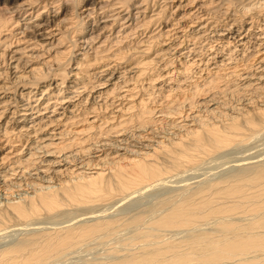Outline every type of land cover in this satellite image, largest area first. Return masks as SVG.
<instances>
[{
    "label": "bare ground",
    "instance_id": "obj_1",
    "mask_svg": "<svg viewBox=\"0 0 264 264\" xmlns=\"http://www.w3.org/2000/svg\"><path fill=\"white\" fill-rule=\"evenodd\" d=\"M5 1H11V0H5ZM65 1L66 0L62 1L63 6L64 4H67L66 3L67 1L66 2ZM98 1H100L98 8L101 10L102 15L99 17L100 19H96V21H93V24L90 27V31L85 36L82 37V40H79L81 42L80 49L85 54L86 52H88L86 49H90L97 42L103 45L105 41L110 40L109 38H111L110 36H112L111 34H113L114 32H115L114 34L115 40L113 41L111 38L112 43L109 45L108 44L105 45V48L103 49L102 48L98 49L99 48L98 45L94 46V49L92 48L94 52L93 53L94 56L91 57L92 61H97V60L110 58V57L111 58L114 57V59L117 60L118 57L115 55H118L119 52L121 53L122 51L121 48L123 46L124 41L131 42L130 41L131 38H135V41H133V44L135 45V47L139 46L137 49H135L137 53H140V54L149 53L148 52L149 48L153 47L151 46V43L156 41L157 39L160 40L159 38L161 37V38H164V41L168 39L171 43L164 49H161L162 46L160 49L159 48L157 50L155 49V51L153 52L155 59H153L152 57L151 60L154 61V62L152 61L153 63L158 64V62L163 61V59L164 60L166 59L167 62L162 63L163 67H165L166 64L171 65L173 61L175 62L178 60L180 61L181 60L180 57L182 56V57H185V59H187L186 61H189L188 65H186V68L187 66L193 65L195 67H198L200 65V68L198 70L199 73L203 69L205 70L207 69L208 71L211 68H214L215 69L214 72H211L213 74L218 73V71L220 70L222 71L224 70L225 72L222 73V71H220V73L223 74L222 75L223 78H227L228 80H230V77H233V74H235L233 73V71H235V67H238L239 65L238 66L234 64L229 65V66H226V65L229 62L231 64L233 60V58L230 57L231 55L230 51L238 50L239 51L238 55H240V57L245 55V53L248 51L252 53V54L250 53L249 54L250 56L252 55L253 57H255V62H254L255 68L254 69L255 70L257 69V71L255 73L252 72L251 74H247L243 72L239 73V77H242L240 79H245V80H243L241 83L239 82L236 84L230 83L229 86L225 88V90L223 91L220 90L221 92H223V94L226 95V96H223L224 98L226 97L230 98L231 96L236 97L237 103L233 105L227 104V102H223L220 99L221 98L220 95L216 96L215 93H210L209 95H207V98L201 105L202 108H200V113H196V114L193 112L188 113L192 105L187 103L188 104L187 109H186L187 112L182 119L176 122H174V119L170 120V122L168 120H166L165 122L162 121L163 124L162 122H159L161 124H158V122L154 120H151L152 124L151 123L148 124L145 122V118L147 117L145 116V114L146 113L152 114L151 112L154 110V108L145 109L143 105L145 103L144 100L146 99L150 101V99L154 98L155 93L154 95H150V94L147 95V98L145 99H144L145 96L144 97L138 96L139 101L137 102L135 101L133 102V100H128L129 106L124 108L126 109L124 113L120 110L119 112H122V114L115 113L117 114L115 115L113 113L114 115H107V116L104 115L103 120L98 123L97 121L101 117L99 118L98 114L94 112L96 111V109L93 106L88 107V108H86L85 106H84L85 108L79 106L81 107L79 108L75 106L76 103H74L73 106H70L71 99L73 98L74 95H79L78 94L79 91L75 89L70 90V93L73 95L68 96L67 94V96L63 95L61 97L62 93L60 94V88H58V92L56 91L57 94H55L53 98L54 100L50 101L52 100L51 98L53 96L49 97L47 100H45V103H43L42 109L43 108L45 109L48 105L52 106L51 103L54 102L55 104L54 103L53 104L55 106L59 104V108L62 109V114L64 112L63 110H65L67 107L73 108V109H68L66 111V114L67 113H70V114H67V115L65 114L64 118L62 119H61L62 115L58 116L57 118H50L49 124L51 122H54L55 125L53 126H56V125L57 126L54 128L52 127L51 131L45 130V132L42 133L41 136L36 135V137H34L32 141H30L31 144H29L25 149L24 148L21 149L25 151L21 155V157L18 158L19 159L18 162L10 161L8 165L5 164L4 166L3 163H7L8 161L7 162L5 161L9 157H7L5 154L0 159L1 160L0 163H2L0 164V183L1 184L4 181L3 178L6 179V177L10 176L9 174L15 175L14 177H12L15 180L14 181L11 180V183H10L11 187L14 186L17 188L18 187L21 188L22 186L20 187V185L22 182L26 181L27 179L28 180L32 179L31 181L29 180L30 182L28 181V183L25 182L28 186L27 187L28 191L30 189V191L32 192L31 195H29L31 192L30 193H28V191L26 192V188H25L23 189L25 190L24 193H23V190H20L22 192L16 193L15 197H11V196H13L16 190L12 192L13 193L12 195H9L6 193L5 198H3V200H1L2 197L0 196V222L2 218H5L6 216H8L9 218L12 214H13V218L14 216H16L15 218H18V219L25 218V217L26 218L31 217L32 216L31 214L36 212L39 206L46 210L51 209L52 211V209H54V207L56 208V206L59 204V200H60L58 198L60 196L57 195V192H56L57 189L55 190V187L61 190L64 198L66 199V201L69 200V202L76 201V200H78L79 202H82L83 200L80 199V197H85V198L87 197V199L93 198L97 200L100 199V197L102 196L109 197L111 191H113V188L111 185L112 181L110 182L109 180H105V178L103 177L102 171L97 170L98 172L93 171L95 172V174H88L86 173L87 170L86 171L83 170V168L89 169V168L96 167V166L90 167L91 164L89 162L90 160H92L91 157H93L91 155H95L94 153L96 154L101 153L104 147H107L106 145H110V146L114 145L115 149L123 150V152L125 153V156L122 158H114L115 156L114 157L112 156V158L107 159L109 160L110 163L113 164V166L108 167V169L106 170H109L108 179L112 178L111 180H114V184H115L114 186L116 187V189L119 191H123V190L126 191V189H128L129 187L131 186L133 187L134 185L143 183L145 181L147 182L148 180H151L157 177V175L161 173L160 167H156V166H153V164H151V162H154L157 158H160V159L161 157L165 159L168 158V161L170 158V161L173 162L175 168L176 166L178 168L180 166H185L187 164H188L187 166H190L189 164H192L197 158H199L198 157L199 155L201 154L208 155L212 151L221 149L222 147L230 143L232 144V142L234 143L237 138L239 139L240 134L242 133L241 131H244V129L249 130V131L251 130V132H253V130H255V127H258L257 126L258 122L260 124L261 123L264 124V22L261 24L258 22V19L264 20V6H259L256 12L251 13L248 16L249 21L247 22H246V19L244 18L243 19L234 18L233 20L231 18V23L229 26L222 25V27H219V21L217 23V20L214 21L213 18L210 21V17L213 16L212 15L213 9L211 11L210 9L209 10L202 9L205 11H202V10L199 11L202 5L199 3H197L198 6H196L197 4L195 3V5L192 6L190 9L188 8L187 10H183V11H180V7H182L181 5L182 2L178 3L175 6V8H178L177 10H179V12H176L174 16H172L173 15L172 14V15H169L168 17H166L167 15L163 17L161 16L162 15L161 9L165 8L166 5H162L160 7L158 6L159 8H156L157 9L156 12L151 13L150 16L148 15L147 19L144 18L145 20H143L144 15L142 14L145 13V10L149 8L148 3L154 0H140L139 3H136V4L133 3L135 5L134 9L136 10L134 13L131 12L130 5L128 3H123L125 2V0H114V1L112 0L113 2L111 3H107V1L109 0H91L90 3L98 2ZM144 1H148L146 2L147 4L144 3ZM161 1H164V0H161ZM167 1H170V0H167ZM220 1H223V0H220ZM243 1H246V0H243ZM234 2L235 1H232V3L231 2L230 3L233 4ZM249 3L250 2H248V4ZM11 4L15 7L18 6L17 4H15V0H12ZM152 5H155V3L152 2ZM46 6L47 4L43 5V7L45 8ZM203 6L204 5H202V8H204ZM227 6H229V4ZM192 8H194L197 13H195L194 11H191ZM62 9H64V12H62V14L60 11V14L53 15L52 18L49 17V14H45V15H41L39 13H36V15L34 14L36 21L34 20L31 23L21 25L20 28H22L21 29L22 34L24 33V30L26 29L29 32V35L25 34L28 40L34 39L38 41V40H43V39H51L52 37H54V35H56L55 30L56 29L59 30L58 27L66 28L67 26L66 24L70 22V20L72 19V14L69 12H66L67 10H65V8L62 7ZM14 11H17V10H14ZM93 11L94 10L92 8L91 10H88L85 15H90V13ZM74 14L76 16L75 21L77 22H74V23L70 22L71 23V24L69 23L70 26L69 24L67 26L68 29H71L70 34L75 33L77 30L81 29V27L79 28V26H81L82 24L81 20L83 19L81 17V11L77 12L76 10V13ZM59 15L61 16L60 19H59ZM140 16L141 18L136 21V19H138ZM187 17L190 18V20H193V23L196 22L195 27L197 28L196 29L192 28V30L190 31L188 30L187 33L180 34V31L184 30V27H186V25H183V20L184 18H187ZM3 18L5 19V16ZM181 20H182V23H180ZM18 22L19 21H17V23ZM256 22L258 23L255 24ZM0 24H1L0 25V30H1V28L4 27L2 20ZM76 26L78 27L76 28ZM252 27H257V30L252 31ZM65 35L68 41H71L70 43L71 47H74L77 45V39L75 40L73 39L74 41L71 40L74 35L68 36L69 34L67 35V33ZM7 37L8 36L0 37V47H1L0 48V58L2 60V63L3 61H5V58L7 57L5 56V53H6L5 51H7V53L9 52L11 53V49H9L11 45H10L9 40L6 39ZM62 39H63L62 37H58L57 43H61ZM113 42L119 45V47H117L116 50H114L113 48L114 46H116V44H113ZM229 43H232V45L230 48L227 49L226 47L229 45ZM198 44L200 46H197ZM135 47L130 48V49H134ZM237 47H240V48L238 49ZM67 48L68 47L66 46V49ZM128 48L129 46H127L126 49L129 50ZM109 49H111V52H109L110 54L108 53L109 56L107 54L106 55L104 54L105 56H101L100 55L101 53L98 54V52L110 51ZM225 50L227 51L225 52ZM14 51L15 50H13V53H15ZM68 51H69V48H68ZM62 53L63 52H61V54ZM85 55L83 57H86ZM14 56L15 55H13V57ZM11 57L12 56H10L9 59ZM121 58L119 59L121 60ZM13 59L14 61L15 60L19 61L21 59V55L17 56V58L14 57ZM84 60L85 59L82 60V63L85 62ZM18 61H16L15 64L12 66L14 69L13 70L14 72L17 70L19 66ZM51 61L50 63L46 64L45 74H49L52 70V67L54 65L56 66L58 65L57 63H54V62L52 63ZM82 63H80V65ZM91 63L92 62H87V65ZM84 64L86 66V63ZM210 65H212V67L208 68L210 67ZM241 66H242V62H241ZM244 66L245 65H243L242 67L244 68ZM132 67H133L132 69H134L133 75H135L134 77L137 80V78L139 79L140 77H142L143 74H146L147 71L152 66H151V63L150 64L148 63V61L141 62L138 60L135 64H133ZM230 67L232 68L226 71V69H229ZM186 68H183V70ZM174 70L177 71L176 68L173 69V71ZM113 71L109 69L108 73L107 72L106 73L109 75V77L112 78V76L114 77ZM173 71L168 69L165 71L166 72L165 75L163 73L158 74L157 77L159 78L161 76L167 77L166 79H163L164 81L163 83L160 84V88L161 86L166 87L169 81L179 77V76L176 77V75H173ZM123 72H120V74L123 75ZM181 73L182 72H177V74H181ZM14 77H13L14 81H12V84L15 83V85H18L17 87H21L22 89H24L25 88L24 85H26L25 80H27L28 76L20 77L18 75ZM119 77L120 75L118 76V78ZM210 80L211 79H208L207 82L210 83L211 82ZM61 81L63 82V79H61ZM180 81H183V79L180 78ZM6 84L7 83H4V85L1 86L5 91H7L9 87ZM177 85H179L178 82H177ZM135 87L136 86L131 87V88L129 87V88L134 89ZM167 87L168 88H166V91H168V95L166 94V97H170V99H172L171 94L173 95V92L175 91L176 86L174 87V86L168 85ZM43 93H45V90H43ZM134 95L137 96L136 92L135 93L133 92V94L131 93L129 94L127 91V94L126 93L118 94L116 96L121 99L126 98V97L128 99H131L132 97H134ZM27 97H29V94ZM116 99L117 98H115V100ZM169 102L170 100L168 99L167 102L165 103L167 104L166 108L164 107L165 109L162 108L163 106H161V108H158V110H156V112H159L158 115H161V120L165 117H168L167 115H170V112L172 113L182 112V109L178 110V105L174 103L170 104ZM110 103H114V102L110 101ZM160 103L162 104V102ZM22 104L25 105L24 102ZM26 106H23V108ZM137 108L139 109L137 110ZM28 109H33V107L28 105ZM104 109H106L105 106H104ZM36 110L40 111L39 109H36ZM54 111L55 110L53 109L52 112ZM45 112H47V110ZM112 112H114V110H112ZM14 113L15 112L13 109L12 114ZM88 113H90V116ZM86 114H88L89 116L86 120L90 121L91 123L89 128H97L98 130H100L101 128L105 127L104 129L105 133L108 131H110L111 133L114 130L113 133L117 137H114V138L112 137V139H110V140H113L112 143H110L111 141L107 143L106 140L97 141V143L95 142L94 144L95 147L93 145L94 151L90 152V154L88 153V151L86 153V150H88V148L87 149L79 148L78 150L70 148L68 151L67 150L68 147L72 145L73 141L75 142V139H78V141L80 142H84L87 136L89 137L90 135H85V138L80 137V136L76 137L75 132L74 134L71 133V135H69L70 129L68 128V126L64 127L65 123L66 121L69 122L68 120H74V119L77 120L76 116L83 117V116H86ZM20 115H23V114H20ZM42 118H45V117H40L38 119V116H36V118L33 119L32 121L29 119L30 122H26L25 119H23L21 122L22 125L19 126V130L20 129L22 130L23 129L22 127L24 125H27V128L29 127L31 130V128L35 127L39 122H41L40 120ZM9 119H11V116L9 117ZM110 120L112 121L111 123H109ZM184 120L187 122H185ZM94 122L95 123L97 122L98 124H95ZM40 125L33 128L34 132L38 131V129H43ZM46 125H48V123H44V126ZM10 131L11 129L5 130L4 128L3 132L4 134H7ZM78 132L79 131H77L76 133L78 134ZM103 135H106V134H103ZM8 142L10 141L8 140ZM56 148H59L58 149L59 151L62 150V153L59 152L60 155H57L56 157H51V158H43L41 161V164H39L41 155H40V158L37 160L38 162L34 160L37 157V155L35 156L36 151L43 150L42 152H43V157H44L47 155H53L54 151H57ZM83 152L87 155L81 156L79 154ZM88 156H91L89 157L91 158L90 160L87 159ZM116 156H118V154ZM94 157H98V155H95ZM195 157L197 158L195 159ZM96 159H98L99 161L100 157ZM14 160H17V159H14ZM33 160L37 163V165H34L35 163L32 162ZM21 161L24 163H21ZM28 164L31 165V168L28 171L24 172L25 168L23 167L28 166ZM107 164L108 163H106V166ZM98 167L100 168V166ZM100 169L102 170V168ZM25 174L27 175L25 176ZM22 178H26V180L21 182L20 180H22ZM34 179L37 181H35ZM69 182H71L72 184H70ZM50 183H54L55 185H52ZM212 185L214 186L213 183ZM217 185H220V184H217ZM222 185L223 186H219V187L217 186V188L215 187L214 189H212L213 188L212 186H205L204 188L200 187L196 189V191L194 192L195 194L193 193L194 195H196L195 198H193L194 196L191 192L192 195L180 203H176V201L173 200L174 202L172 203L171 208H168L166 210L167 212L166 213L164 212L162 216L160 215L161 217H159V219L156 221V224L159 225V227L162 226L163 228L164 227L166 228H173V227L191 228L190 226H193L195 223H198L200 221L199 219H201L202 221V219L208 220L211 218L212 219L215 218L217 222H219L218 220L221 221L220 223H218V227H217L219 231H216L220 233L215 234V236L217 235L216 238L213 237V235H210L211 233L209 234L206 231L203 233L191 235L185 242L183 241L185 245L181 243L182 245L188 248V249L186 248V250L180 249L179 248L180 246L178 245V243H174V242L167 243L166 241L163 240L165 243H167V244L163 243L164 244L163 247L159 248V246L156 244L158 248H155L156 247L155 246L153 247L154 250H152L149 246V249H151V251H147L148 250L147 249L145 250L147 252L143 254L139 253L141 255L138 254V257H131L129 255L130 257H126L121 260L117 259L118 262H115L114 264H257L255 260L249 261L248 254L253 252L254 250L256 251L264 250V164L263 166L258 167L253 173L249 174L246 172V174L243 173L242 175H236L230 180H225V182L223 180ZM215 194H218V196H215ZM2 195H3V192H2ZM63 196L61 195V197ZM112 198L113 197H111V199ZM236 198L240 201H241V198H243L242 200L243 202L241 201V203H244L245 201L244 198L247 199L245 203L248 204L249 206H246L244 203V206L243 204L241 206L243 207L241 210V207L237 206V205H241V203L237 204L239 202ZM35 201H37L39 206H37ZM226 202H228L229 205H226ZM233 202H235L236 204L234 203L235 205H230V204H233ZM3 211L7 212V213L5 212L6 216ZM238 211L239 212L241 211L242 214L244 213L245 215L243 217L244 220H246L250 216H251L250 218H253V219L251 220L249 218L251 221L249 223L247 221H244L245 223H248V224L246 225L241 224V226L232 222L233 220L230 222L226 221L227 220L226 217L229 216L227 213L229 214L232 212L237 213ZM239 212L237 213V216L241 215V212H240V215H238ZM246 214L248 215V217L246 216ZM225 215L226 217H223ZM245 217L247 218L245 219ZM222 218L223 219L226 218L224 219V222L222 221ZM101 227H102L101 225L94 224V225H87L81 228H77V230L75 227H74L75 228L74 230L73 228H68L66 230L63 229L65 231L62 232L61 230V233H57V231H60V230H56V232H53V233H52L53 230H51V233L43 232L40 235H38L33 241H31V243H28L27 244L28 246L24 245L23 247L20 246L18 248H13L10 250L8 249L5 253L2 252V254H0V264H31V262L44 260L48 256H51L58 250L62 249V247H65L71 244L74 239L78 241L83 238L92 236ZM155 228H157V226ZM144 233L147 234L148 237L150 236L148 235L149 231L144 232ZM218 234L220 236L219 238H218ZM147 236L145 237L148 238ZM158 237L159 236H157V238ZM152 244H154V242ZM21 250H24V251L20 252ZM16 256L18 257L21 256L23 260L21 262L18 261L16 263L15 261ZM258 258H260V256H258ZM261 261L262 260H260L259 262ZM259 264H264V261H262V263H259Z\"/></svg>",
    "mask_w": 264,
    "mask_h": 264
},
{
    "label": "rangeland",
    "instance_id": "obj_2",
    "mask_svg": "<svg viewBox=\"0 0 264 264\" xmlns=\"http://www.w3.org/2000/svg\"><path fill=\"white\" fill-rule=\"evenodd\" d=\"M11 1L0 0V17H1L0 23L2 20L4 27H5V28L4 27L1 28L0 35L2 37L8 36L6 39H8L10 42L11 46L9 49H11V53H13V50H15L14 51L15 53H13V54H11L9 51H8L9 53H7V51H5L6 52L5 56H7V57L5 58V61H3V63H2V60L0 58V72H1L0 73V107H1L0 108V159L5 154L7 157H9L5 161V162H7V161L8 162L3 163L4 166H5V164L8 165L10 161L18 162V160H19L18 158L21 157V155L25 151V150H21V149H23V148L25 149L29 144H31L30 141H32V139H34V137H36V135L41 136L42 133L45 132V130L51 131L52 127L54 128L57 126V125L53 126V125H55L54 122H51L49 124L50 118H57L58 116L62 115V117H61V119H62V118H64V115L66 114V111L68 109H73L71 107H69V108L67 107L65 110H63L64 112L62 114V109L59 108V104H57L55 106L54 102L51 103L52 106L48 105L45 109L44 108L42 109V105H43V103H45V100H47L49 97H52V96H53L51 98L52 100H50V101L54 100L53 98H54L55 94H57L58 88H60V94L62 93L61 97L63 95L67 96V94H68V96L73 95L70 93V90L75 89V90L79 91L78 92L79 95H74L73 98L71 99L70 106H73L74 103H76L75 106H77V107H79V106L84 107L85 106L86 108H88V107L93 106L96 109V111H94V112H96L98 114L99 118L101 117L97 121L98 123L103 120L104 115L107 116V115H114L115 113H117V114H122V112L124 113L126 111V109H124V108L129 106L128 100H133V102L134 101L137 102V101H139L138 96H142V97L145 96L144 97V99H145V98H147V95H149V94L154 95V93H155L154 98H153L154 100L153 99H150V101H148L146 99L144 100L145 103L143 105H144L145 109L154 108V110H155V111L153 110L151 112L152 114H147V113L145 114V116H147L145 118V122L150 124L151 120H154V121L158 122V124H161L159 122H162V121L165 122L166 120H168L170 122V120H173V119H174V122H176V121L182 119L187 112L186 109H187L188 104L192 105V107L190 108V111L188 113H191V112H193L195 114L200 113V108H202L201 105L203 104V102L207 98V95H209L210 93H215L216 96L220 95L221 96L220 99L223 102H227V104L233 105V104L237 103L236 97L231 96L230 98L229 97L224 98L223 96H226V95L223 94V92H221V91L225 90V88H227V86H229L230 83L236 84L238 82L241 83L243 80H245V79H240L242 77H239V73L243 72V73L251 74L252 72L255 73L257 71V69L256 70L254 69L255 68V65H254L255 57H253L252 55L250 56V54H252V53L250 51H248L245 53V55L240 57V55H238L239 54L238 50L230 51L231 53L229 52L231 54L230 57H232L233 60H232L231 64L229 62L226 66L233 65V64L237 65V66L239 65L238 67H235L236 72L233 71V73H235V74L232 73L233 77L229 76L230 80H228L227 78H223L222 73L225 72L224 70L223 71L220 70V71H222V73H220V71H218V73H216V74L211 73V72H214V70H215L214 68H211L212 65H210V67H208V68H211L210 70L207 71V69L206 70L203 69L200 73L198 72L200 65L198 67H195L193 65L187 66V68H186V65H188L189 61H186L187 59H185V57H182V56L181 57L179 56L181 58L180 61L179 60L176 62L173 61V63L171 65L166 64L165 67H163L162 63L167 62L166 59L165 60L163 59V61L158 62V64L153 63L154 61L151 60L152 57H153V59H155V57L153 55L154 54L153 52L155 51V49L156 50L158 48L160 49L161 46H162L161 49H164L168 45H170V43H171L168 39L166 41H164V38H161V37L159 38L160 40L157 39L156 41L151 43V46H153V47L149 48V51H148L149 53H144V54L137 53V51L135 49H137L139 46L135 47V45L133 44V41H135V38H131L130 39L131 42L124 41L122 48L120 47L122 49L121 53L119 52L118 55H115L118 57L117 60L114 59V57L113 58L110 57V58H105V59H101V60H97V61H92L91 57L94 56L93 55L94 46L98 45L99 46V48L97 47L98 49H101V48L103 49V48H105V45H107V44L109 45L112 43V40L113 41L115 40V37H114L115 32H114L113 34H111L112 36H110L112 38V40H111V38H109L110 40L105 41L103 43V45H101L100 43L97 42L90 49H86L88 51L85 53L86 55L80 49L81 48V42L79 40H82V37L85 36L90 31V27L93 24V21H96V19H100L99 17L102 15L101 10L98 8L100 1L90 3L91 0H74V1L73 0H66L67 2L66 1L65 2L67 4H64V6H63L62 5L63 0H55V2H54V0H45L46 3L44 2V0H38V1L37 0L36 1L35 0H15V4L18 5L17 7L13 6L11 4ZM113 1L109 0V1H107V3H111ZM232 1H235V2L233 4H231ZM139 2H140V0H125V2H123V3H128L130 5L131 12L134 13L136 11L134 9V7H135L134 4L139 3ZM146 2H148V1H144V3H146ZM152 2H154L155 5H152ZM152 2L150 1L148 3L149 8L146 9L145 13L142 14V15H144L143 20L147 19L148 15L150 16L151 13L156 12V10H157L156 8H159L162 5H166V7L163 8L164 10L161 9L162 10L161 16L163 17V16L167 15L166 17H168L169 15H172V14H173L172 16H174L176 14V12H179V10H177L178 8H175V6L178 3L182 2L181 3L182 7H180V11L187 10L188 8L190 9L192 6L195 5V3L196 4L199 3V4L204 5L203 6L204 8H202V5H201V9H199V11L202 9H207V10L210 9V11L212 9L214 10V11L212 10L213 16L210 17V21L212 20V18L214 21L217 20V23L219 21V27H222V25L223 26L224 25L229 26L231 23V18H232V20L234 18L235 19L236 18L237 19H240V18L243 19L244 18V19H246V22H247V21H249L248 16L251 13L256 12V10L258 9L259 6H264V0H258V1L257 0H251V1H249V0H246V1H243V0H226V1L225 0H223V1H220V0H170V1L154 0ZM208 2H209V4H208ZM239 2L241 3V5ZM248 2H250V3L248 4ZM45 4H47L46 8L43 7V5H45ZM228 4H229V6H227ZM252 4H254V5H252ZM196 6H198V4ZM216 6H218V7H216ZM62 7L65 8V10H67L66 12H69L72 14V19L70 20V22H73V23L77 22V21H75L76 16L74 13H76V10H77V12L81 11V17L83 18L81 20L82 24H81V26H79V28L81 27V29L77 30L75 33L70 34L71 29H68V27H67L70 22H68L66 24L67 25L66 28L65 27H62V28L58 27L59 30H57V29L55 30L56 35H54V37H52L51 39H43V40H38V41H36L34 39L28 40V38L25 34L29 35V32L26 29L24 30V33L22 34V32H21L22 28H20L21 25L28 24V23H31L32 21H34L35 20L34 14L35 15H36V13H39L41 15L49 14V17L52 18L53 15L60 14V11H61V14H62V12H64V9H62ZM92 8L94 11L91 12L90 15H85L86 12L88 10H91ZM194 8H192L191 11H194L195 13H197ZM13 9L17 10V11H14ZM202 11H205V10H202ZM242 15H243V17H242ZM4 16H5V19L3 18ZM73 16H74V18H73ZM60 18H61V16L59 15V19ZM140 18H141V16L138 19H136V21L139 20ZM17 21H19V22L17 23ZM258 22L261 24L264 22V20L258 19ZM258 22H256L255 24H257ZM180 23H182V20ZM70 24H69V26H70ZM183 25H186V27H184V30L180 31V34L187 33L188 30L190 31V30H192V28L193 29L197 28V27H195L196 22L193 23V20H190V18H188V17L184 18ZM192 25H193V27H192ZM77 27L78 26H76V28ZM157 30H158V28H157ZM256 30H257V27H252V31H256ZM66 33H67V35L69 34L68 36L74 35L71 40L77 39V45L76 46L71 47V45H70L71 41H68V39L66 38V35H65ZM58 37L63 38L61 43H57ZM11 41H12V43H11ZM109 41H110V43H109ZM232 43H229V45L226 48L227 49L230 48ZM113 44H116V43L113 42ZM125 45H126V47H125ZM66 46L69 48V51H68V48L66 49ZM127 46H129L128 49L130 51L126 49ZM197 46H200V45L198 44ZM117 47H119L118 44H116V46L113 47L114 50H116ZM133 47H135V48L130 49ZM237 48L239 49L240 47H237ZM56 50H58L60 52V54ZM109 50L110 51L98 52V54L101 53L100 54L101 56H105L106 54L108 55V53L111 52V49H109ZM226 51L227 50H225V52ZM61 52H63V53L61 54ZM122 52H123V54H122ZM13 55H15L14 56L15 58H17V56L21 55V59L19 61L18 60L14 61ZM84 55L86 57H83ZM10 56H12L11 57L12 59L11 58L9 59ZM248 56H250V57H248ZM3 57H4V55H3ZM119 58H121V60ZM83 59H85L84 60L85 62L82 63ZM47 60H49V61H47ZM138 60L141 62H143V61L147 62L148 61L149 64L151 63L152 67H150V69L147 71L146 74H143L142 77H140L139 79L137 78V80H136V78L134 77L135 75H133L134 69H132L133 68L132 66ZM16 61H18L19 66H18L17 70L14 72L13 71L14 69L12 66L15 64ZM50 61L52 63L53 62L57 63L58 65L57 66L54 65L52 67L51 72L49 74H45L46 73V64L50 63ZM87 62H92V63L87 65ZM241 62H242V66L245 65L244 68L241 66ZM6 63L7 64L9 63V64L7 65ZM80 63H82V64L80 65ZM84 63H86V66ZM77 66H79V67H77ZM175 68L177 69V71L176 70L173 71V69H175ZM183 68H186V69L183 70ZM231 68L232 67H230L229 69H226V71L230 70ZM78 69H80V70H78ZM109 69H111L112 71L114 70L113 71L114 77L112 76V78L109 77V75L107 74ZM168 69L172 70L173 75H176V77L179 76L176 79L171 80L172 82L169 81V83L167 84V86L168 85L174 86V87L176 86V89L173 92L174 96L171 94L172 99H170V97H166V94L168 95V91H166V88H168L167 86L166 87L161 86V88H160V84L163 83V81H164L163 79H166L167 77H164V76H161L162 78L157 77L158 74L163 73L165 75V73H166L165 71ZM120 72H123V75L120 74ZM177 72H182V73L177 74ZM18 75L20 77L28 76L27 80H25L26 85H24L25 86L24 89H22L21 87H17L18 85H15V83L12 84V81H14V78H15L14 76H18ZM119 75H120V77L118 78ZM180 78H182L183 81H180ZM61 79H63V82L61 81ZM154 79H155V81H154ZM208 79H211L210 83L207 82ZM151 80H153V81H151ZM175 80H176V82H175ZM173 81H174V83H173ZM177 82L179 85H177ZM4 83H7L6 85L9 86L7 91H5L1 87L4 85ZM58 85H59V87H58ZM134 86H136L134 89H130L131 87H134ZM208 86H210V87H208ZM206 87H208V88H206ZM126 89H127L129 94L130 93L133 94V92L134 93L136 92L137 96L134 95V97H132L131 99H128L127 97L121 99V98L116 96L118 94H125V93L127 94ZM43 90H45V93H43ZM63 91H64V93H63ZM20 92H21V94H20ZM28 92H30V93H28ZM28 94H29V97H27ZM97 96H99V97H97ZM137 97H138V99H137ZM115 98H117V99L115 100ZM168 99L170 100V102H169L170 104L174 103V104L178 105V110L182 109V112L181 113L170 112V115H167L168 117H165L161 120V115H158L159 112H156V110H158V108H161V106H163L162 108H164V107L166 108L167 104H165V103L167 102ZM159 100H160V102H162V104L159 102ZM110 101H112L114 103H110ZM23 102L25 103V105L22 104ZM94 102H96V103H94ZM130 103H132V102H130ZM93 104H95V105H93ZM28 105L32 106L33 109H28ZM23 106H26L27 109H26V107L23 108ZM104 106L106 107V109H104ZM121 106H123V107H121ZM170 106H172V105H170ZM81 107H79V108H81ZM51 108H53L55 111L52 112L53 109H51ZM11 109L12 110L14 109V112H15L14 114H12ZM16 109H17V111H16ZM36 109H39L40 111H37ZM138 109L139 108H137V110ZM46 110H47V112H45ZM112 110H114V112H112ZM120 110L122 112H119ZM46 113H48V114H46ZM110 113H112V114H110ZM20 114H23V115H20ZM67 114H70V113H67ZM88 114L90 116V113H88ZM88 114H86V116H83V117L82 116H76L77 120H75V119L74 120H68L69 122L66 121L67 124L65 123L64 127L68 126V128L70 129L69 135H71V133L74 134V132H75L76 137L80 136V137L85 138V135H90L89 137L87 136L88 140L86 138L84 142H80V141H78V139H75V142L73 141L72 145L70 147H68V149L65 148L68 151L70 148L77 149V150L79 148H83V149L88 148V150H86V153L88 151V153L90 154V152L94 151L95 142L97 143V141H103V140L105 141L106 140L107 143H109V141H111L110 143H112L113 140H110V139H112V137L113 138L117 137L114 135L113 129H112L113 131L111 132L113 134H111L110 131H108L109 134H108V132L105 133L104 132V129H105L104 126H103L104 128H101L100 130H98L97 128H89L91 123H90V121L86 120L89 117ZM117 114H115V115H117ZM10 116H11V119H9ZM36 116H38V119L40 117H45V118H42L40 120L41 122H39L35 126V127H37L38 125L42 124L40 126L44 130L38 129V131L34 132L33 128H35V127L31 128V130H30L29 127L27 128V125H24L22 127L23 128L22 130L21 129L19 130V126L22 125L21 122L23 119H25L26 122H30V120L32 121L33 119H35ZM169 116H171V117H169ZM97 122L96 123L94 122V123L98 124ZM107 122H109V121H107ZM111 122L112 121L110 120L109 123H111ZM163 122H162V124H163ZM185 122H187V121H185ZM44 123H48L49 126L48 125L44 126ZM259 124L260 123L258 122L257 126L259 128L255 127V130H253V132H251V130L249 131V130H245L243 128L244 131H241L242 133L240 134V137L237 136V137H239V139L237 138L234 143L232 142V144L230 143V144L222 147L221 149L212 151L208 155H202L201 154L198 156L199 158L195 157V159L197 158L198 160L196 159L192 164H189L190 166H187L188 165L187 164L185 166H180L178 168L176 166V168H175L173 162L170 161V158H169V161H168V158H166V159L162 158V157H161V159L157 158L156 159L157 162L155 160L154 161L155 163L151 162V164H153V166L160 167L161 173L157 175V177H159V178L155 177L151 180H148L147 182L145 181L143 183L136 184L133 187L131 186L128 189H126V191L125 190L119 191L116 189V187L114 186L115 185L114 180H111L112 178L108 179L109 178V170H106V169H108V167L113 166V164L110 163L109 160H107V159L112 158V156L113 157L115 156L114 158H122L125 156V153L123 152V150L115 149L114 145H112V146L106 145L107 147H104V149L102 150L101 153H97V154L94 153L95 155H98V157H94L95 155H91L93 157H91V156H88V158L86 157L89 160L92 158V160H90V162H89L91 164L90 167L91 166H93V167L96 166V167L95 168H89L90 170L83 168V170H85V171L87 170L86 173H88V174H95V172H93V171H96V172L102 171L103 177L105 178V180H109L110 182L111 181L113 182V184L111 182V185L113 188V191H111L112 194L110 193L109 197L108 196L107 197L106 196L100 197V199H102V200H100V199L97 200V199H93V198L87 199V197L86 198L80 197V199H82L84 202L83 201L79 202L78 200H76L78 202H76V201H70L69 202V200L66 201L61 190H59L57 187H55V190L56 189L58 190V191L56 190L57 195L60 197L62 195L63 197H61V198L58 197L60 199L59 204L60 203L61 204H60V206L58 204L56 206V208L54 207V209H52V211H51V209L50 210L43 209L42 207L39 206L37 201H35V202H36L37 206H39L38 210L36 212L32 213L31 217H27V218L25 217V218L18 219V218H15L16 216H14V218H13V214H12L10 216L11 218L10 217L8 218V216H6V214H5L6 211L5 212L3 211L6 217L4 216L5 218H2V220L0 222V252H1L0 254H2V252L5 253L8 249L10 250L13 248H18L20 246L23 247L24 245L31 243V241H33L38 235H40L43 232H48V233L50 232L51 233V230H53L52 231V233H53V232H56V230H60V231H57V233H61V230L63 232L68 228H73V230L76 228V230H77V228H81V227L87 226V225H94V224L101 225L102 227L97 232H95L92 236L83 238V239L78 240V241H76L74 239L71 244H69L65 247H62V249L55 252L57 254V256L54 253L53 255L48 256L44 260L31 262V264H114L115 262H118V260H121L123 258L130 257V256L131 257H138L139 253L143 254L147 251H151V249L154 250L153 247H155V246H156L155 248H158V246H159V248L163 247L164 244H167L170 242L171 243H173V242L178 243V245L180 246L179 247L180 249L186 250L187 247L184 246L185 245L184 242L191 235L203 233L205 231L209 234L211 233L210 235H213V237L216 238L217 235L215 236V234L220 233V232H216V231H219L217 227H218V223H220L221 221L218 220L219 222H217V220H215V218H213V219L207 218L208 220L202 219V221H201V219H199L200 221L198 220L199 221L198 223H195L193 226H190L191 228H189V227H187V228H185V227H178V228L177 227H173V228L164 227L163 228L162 226H160L161 227L160 228L159 225L156 224V221L159 219V217H161L164 214V212L165 213L167 212L166 210L168 208H171L172 203L174 201H176V203H180V202L184 201L185 199L190 197L196 191V189H198L200 187L204 188L205 186H212L213 187L212 189H214L215 187L217 188V186L218 187L223 186L222 185L223 180L225 182V180H230L231 178L235 177L236 175H242L243 173L246 174V172L249 174L253 173L258 167L263 166V164H264V124H262V123L260 124L262 127ZM12 127H14V128H12ZM243 127H244V125H243ZM4 128H5V130L11 129V131L7 134H4V132H3ZM76 130L79 131L78 134L76 133L77 132ZM13 131H14V133H13ZM16 131H18V132H16ZM98 131L100 132V134ZM102 133L106 134V135H103ZM97 136H99V137H97ZM8 140L10 142H8ZM237 140H239V141H237ZM93 145H94V147H93ZM56 149H57V151H54V154L51 153L53 155H47L44 157H43V152H42L43 150L42 151L41 150L36 151L37 154L35 152V156L37 155V157L34 160L37 161L41 155V159L39 160V162H40L39 164H41V161L43 158H51V157H56L57 155H60L59 152L62 153V150L59 151L58 150L59 148H56ZM17 152H19V153H17ZM79 154L81 156L87 155L84 152L79 153ZM117 154H118V156H116ZM89 157H91V158H89ZM99 157L101 160L99 159V161H98V159H96V158H99ZM14 159H17V160H14ZM34 160L32 162L35 163L34 165H37V163ZM101 161H103V162H101ZM21 163H24V162L21 161ZM106 163H108L109 166H108V164L106 166ZM0 164H2V163H0ZM30 164H28V166H26V167H23V168H25L24 172L28 171L31 168ZM97 165L100 166V168H102V170ZM183 167H185V168H183ZM164 170H166V171H164ZM104 172H105V174H104ZM9 175L11 177L8 176V177H6V179L3 178V180H4L3 183L2 184L0 183L1 184L0 196L2 197L1 200H3V198H5L6 193L9 195H12L13 194L12 192H14L15 190H16V192L11 197H15L16 193L22 192L20 190H23L25 188H26V192H27L28 186L26 183H28L29 180L30 181L32 180V179L26 180V178H22V180H20L21 182L26 180V181L22 182L20 185V187L22 186L23 188L22 187L17 188L14 186L11 187L10 183H11V180L12 181L15 180L14 178H12L15 175H13V174H9ZM26 175L27 174H25V176ZM8 180H9V182H8ZM35 181H37V180H35ZM201 182H203V183H201ZM69 183L72 184L71 182H69ZM212 183L214 184V186L212 185ZM50 184L55 185L54 183H50ZM217 184H220V185H217ZM223 184H225V183H223ZM138 186H139V188H138ZM11 188H13V189H11ZM6 190H7V192H6ZM24 191L25 190H23V193H24ZM2 192H3V195H2ZM30 192L31 191L29 189L28 193H30ZM191 192H192V194H191ZM31 194H32V192L29 195H31ZM194 194H193V196H194L193 198L196 197V195H194ZM215 196H218V194H215ZM111 197H113V198L111 199ZM63 198L65 199V201ZM103 200H105V201H103ZM242 200H243V198H241V201ZM244 200H245L244 201V203H245L247 201V199L244 198ZM241 201L238 200L239 203H237V204H240ZM71 202H73V203H71ZM234 203L235 202H233V204H230V205H235L236 203L235 204ZM244 203H241V205H237V206L241 207L242 204L244 206ZM68 204H69V206H68ZM226 205H229L228 202H226ZM245 205L249 206L246 203H245ZM242 208L243 207H241V210H242ZM240 212L238 215H240ZM237 213H235V212H232L230 214L227 213L229 216L226 217V215H225L223 217L227 218L226 221L230 222L233 220L232 222H234L235 224L240 225V226H241V224L242 225L248 224L253 219V218H250L251 216L248 217V215L246 214V216L248 218L245 217V219L246 218L247 219L244 220V218H243L245 216L244 213L242 214V212H241L240 216H237ZM226 218H224V219H226ZM224 219L222 218L223 222H224ZM236 221H237V223H236ZM244 221H247L248 223H245ZM155 225L157 226V228H155L156 227ZM158 227H159V229H158ZM63 229H65V230H63ZM147 231H149L148 235H150L151 237L150 236L148 237L147 234L144 233ZM144 235L147 236L148 238H146ZM157 236H159L160 238L158 237L159 238L158 239ZM219 237L220 236L218 234V238ZM163 240L166 241L167 243H165ZM147 242H148V244H147ZM153 242H154V244H152ZM156 242H158V243H156ZM181 243L184 245H182ZM161 244H163V245H161ZM149 246L151 249H149ZM1 249L4 251H2ZM145 250H147V251H145ZM22 251H24V250H21L20 252H22ZM254 251L248 254L249 261L255 260V262L257 264L262 263V261H264V259H263L264 258V255H263L264 250H257V251L254 250ZM19 253H17V254H19ZM139 255H141V254H139ZM258 256H260V258H258ZM245 259H247V258H245ZM259 259L262 261L259 262L260 261ZM22 260L23 259L21 256H19V257L16 256V258H15L16 263L18 261L21 262Z\"/></svg>",
    "mask_w": 264,
    "mask_h": 264
}]
</instances>
